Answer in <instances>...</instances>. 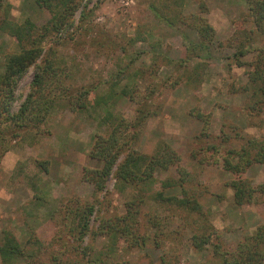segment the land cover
Wrapping results in <instances>:
<instances>
[{"label":"rangeland","instance_id":"1","mask_svg":"<svg viewBox=\"0 0 264 264\" xmlns=\"http://www.w3.org/2000/svg\"><path fill=\"white\" fill-rule=\"evenodd\" d=\"M193 15L205 17L215 31L207 51L200 52L201 61L186 49L199 39L191 26ZM48 18L35 0H0V22L28 19L43 25ZM251 29L244 0H102L87 23L50 33L42 46L44 51L51 47L54 74L45 93L62 98L35 128L0 121L5 130L0 154L7 149L0 155V245L3 231H10L24 253L35 256L31 264H56L57 257L60 264H217L215 245L231 253L251 242L264 224V193H255L254 203L236 205L229 184L237 176L212 161L226 150H239L250 138L264 139V103L255 104L250 91L241 88L248 82L249 64L264 58V34ZM241 42L247 51L240 58L245 64L238 66L233 46ZM17 51L15 38L0 29V76L5 56ZM182 58L188 62L178 68L175 62ZM198 62L201 71L192 74V84L186 75ZM120 71L124 75L111 87ZM33 72L31 66L18 77L14 110L28 93ZM84 89L90 91L87 108L77 109L74 97ZM138 108L150 114L131 146L151 154L158 142H165L193 177L182 187L163 188L164 180L178 175L173 167L157 170L153 182L139 185L143 191L137 183L119 191L109 177L104 191L94 193L82 171L101 166L89 156L95 136L106 134L121 118L122 128L130 126ZM8 127L18 136H11ZM240 178L253 186L264 184V162L252 163ZM182 189L198 202V212L156 195L181 196ZM35 192L42 204L35 202ZM84 203L96 209L79 247L67 227L76 226L74 211ZM112 223L114 237L103 231ZM204 237L208 243L198 247ZM28 261L20 256L8 264ZM0 264H5L1 258Z\"/></svg>","mask_w":264,"mask_h":264},{"label":"trees","instance_id":"2","mask_svg":"<svg viewBox=\"0 0 264 264\" xmlns=\"http://www.w3.org/2000/svg\"><path fill=\"white\" fill-rule=\"evenodd\" d=\"M92 0H35L36 4L45 9L49 18L43 25H36L34 22L25 19L21 24L2 20L0 22V29L2 31H9L19 46V51L8 53L5 56L3 73L0 76V121L6 124H12L16 127L24 130L25 127H37L43 123L50 111L56 108V100L62 98V96H55L47 98L45 93L46 83L54 74L52 68L54 60H52L51 47L44 51L42 43L46 37L52 32L59 33L60 31H67L73 27L74 23L82 26L88 22V18L91 13H94L98 7V3L102 0H97L91 7L88 4ZM175 4H180L182 0H172ZM247 5L249 16L252 19L253 29L250 33L258 31L264 34V0H244ZM199 8H205L203 2H199ZM79 13L78 18L74 16ZM192 27L196 28L199 39L195 43H190L186 49L189 55H194L201 61L200 52L205 48L208 49V45L215 34L213 27L207 22L205 17L198 15L191 16ZM195 25V26H194ZM69 33V32H68ZM236 52L234 54L235 64L242 66L245 62L240 58L246 53L243 43L234 45ZM264 53V52H263ZM187 58V57H185ZM179 59L177 62L178 68H183L188 59ZM261 62H252L249 65L252 70L248 73V82L243 85L242 90H249L250 95L255 97V104L264 103V75L262 73V67H264V58H261ZM260 61V60H259ZM174 63V64H175ZM31 66H34L33 78L29 85V91L25 98L19 103L16 110L14 106V91L16 88V82L25 71ZM201 63L198 62L194 65L191 73L186 75L187 81L192 84L196 81L195 74L197 70L201 71ZM124 75L122 71L112 77L110 86L116 85ZM192 88H196L192 85ZM90 91L84 89L80 91L74 97L73 106L77 109L87 108L85 102ZM123 94H127L126 90L122 91ZM261 96V98H259ZM63 97L68 98L70 102V96L64 94ZM131 97V96H130ZM137 116L130 123V126H123V118H121L116 125L111 127L106 134H97L95 136L94 144L89 152V156L101 161L100 168H83L82 177L85 181L89 182L93 186L94 193H102L105 189V185L109 177L115 179V188L119 191H123L125 187L132 184L148 185L153 182V174L157 170H167L173 167L178 177L171 178V180H164L161 183L163 188L174 187L176 185L182 187L188 180L193 177L190 172L183 166L181 157L165 142H158L151 154L139 152L136 148H133L131 144H134L139 140L141 129L140 127L145 124L147 116L150 112H144L143 108H138ZM195 116L198 119H203L202 112H197ZM204 123L207 125V120L204 118ZM10 128V127H8ZM132 128V129H131ZM5 130L1 128L0 138ZM11 133V136L17 137L18 133L14 132L12 127L7 130ZM19 131V130H18ZM201 135L208 136V133L204 131ZM4 139V138H2ZM210 149L214 153H218V149L212 145ZM7 149L1 151V156ZM207 150V148H206ZM194 156V154H192ZM205 155V153L203 154ZM215 155V154H214ZM212 161L215 164H220L226 171L234 172L237 179L230 182V186L233 189L234 202L236 205H243L245 203H254L255 193H264V184L257 186L251 185L246 180L240 178L241 174L252 163L264 162V139L258 140L255 138L248 139L244 146L239 150H226L225 155L222 157L213 156ZM237 158V162L233 160ZM43 166L46 162H37ZM35 188V186H34ZM143 191V189H140ZM36 191V190H35ZM183 195L173 197H163L161 193H157V198L163 201H167L170 204H174L184 210L199 211L200 206L194 198H189L185 189H182ZM34 200L36 203L42 204V197L35 192ZM141 201V199H140ZM94 203H84L83 206H77L75 209V215L77 217L76 226L68 224V233L72 234V237L80 243L83 238L88 234L89 219L95 211ZM130 219V218H125ZM114 223L109 224L104 233H108L115 236L117 230H114ZM104 229V226L101 227ZM127 227L120 228L119 231L126 230ZM118 231V232H119ZM252 241L249 243L243 242L237 251L224 252L219 249L218 245H215L214 253L218 258L217 264H264V224L259 225L256 228L255 234L252 236ZM248 239H245L247 241ZM208 243V237L201 238L200 242H197L198 247H201ZM20 256H26L29 261L27 264H31V260H34L35 256L32 254H25L24 249L20 246L16 237L10 231H3V242L0 245V258L3 263H11L14 259ZM57 257V263L60 264ZM59 261V262H58Z\"/></svg>","mask_w":264,"mask_h":264}]
</instances>
